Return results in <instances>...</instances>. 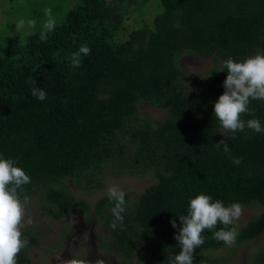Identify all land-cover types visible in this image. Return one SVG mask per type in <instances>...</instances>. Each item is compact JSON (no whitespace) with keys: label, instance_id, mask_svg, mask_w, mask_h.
Wrapping results in <instances>:
<instances>
[{"label":"trees","instance_id":"obj_1","mask_svg":"<svg viewBox=\"0 0 264 264\" xmlns=\"http://www.w3.org/2000/svg\"><path fill=\"white\" fill-rule=\"evenodd\" d=\"M79 1L46 40L35 30L0 45V158L17 161L30 176L18 190L21 199L35 198L44 217L60 221L73 210L90 213L67 181L91 189L106 172L154 176L141 193L125 192L122 230L110 227L115 202L108 195L93 206L101 223L97 248L118 264H169L180 251L179 217L201 193L226 207L261 205L245 225L229 226L239 233L235 245L263 234L264 133L223 129L213 105L224 92L223 62L264 54V0H160L151 22L124 39L121 16L107 0ZM81 45L91 51L72 68L70 57ZM183 55L212 57L214 65L191 74L180 65ZM190 83L202 90L191 92ZM34 86L46 91L45 100L31 94ZM140 103L165 109L166 117L143 119ZM248 108L241 119L264 125V101L251 100ZM221 140L227 153L215 146ZM221 227L204 230L194 264L216 261L207 253L226 246L212 238ZM23 237L29 244L18 264H31L27 249L39 244L26 228ZM248 264H264V245Z\"/></svg>","mask_w":264,"mask_h":264},{"label":"rangeland","instance_id":"obj_2","mask_svg":"<svg viewBox=\"0 0 264 264\" xmlns=\"http://www.w3.org/2000/svg\"><path fill=\"white\" fill-rule=\"evenodd\" d=\"M108 4L116 8L123 21L120 32L122 39L132 28L150 23L155 13L161 10L160 0H107ZM80 3L79 0H0V45H4L8 38L19 40L29 31L43 30L46 22L45 9L51 8L56 25L64 19L65 13ZM24 19L26 24L22 31L17 32L15 24ZM28 20H35L36 27L29 29ZM180 65L188 73L204 75L214 63L212 57L197 58L183 55ZM209 78L204 85L208 86ZM189 89L193 93L202 90V86L190 83ZM166 110L148 104H139V115L154 123L166 117ZM99 187L84 189L67 181V188L75 199L84 200L90 206V213L73 212L60 221H51L43 216L38 208L37 200L32 198L27 204V218L31 220L25 227L35 236L39 246H31L27 254L31 264H59L56 257H62L64 264H118L114 254L100 252L97 248V235L101 223L93 211L94 204L103 196L108 195V188L115 186L124 192L141 193L148 185L155 182L151 174L137 176L130 174H116L106 172ZM242 206V215L234 223L237 227L261 212V205L252 207ZM264 245V233L242 245L224 246L207 254L216 259L214 263L205 264H248L250 256Z\"/></svg>","mask_w":264,"mask_h":264},{"label":"clouds","instance_id":"obj_3","mask_svg":"<svg viewBox=\"0 0 264 264\" xmlns=\"http://www.w3.org/2000/svg\"><path fill=\"white\" fill-rule=\"evenodd\" d=\"M47 17L40 33L42 41L47 39V34L54 31L56 20L52 15L51 8L45 9ZM25 20L20 19L15 28L17 32L24 30ZM28 28L36 27L35 20L27 21ZM32 34L31 31L28 33ZM91 49L87 45H81L77 52L72 53L70 65L79 68L82 65V57L89 55ZM227 70L223 81L224 92L218 97L213 105L215 118L220 121L223 129L235 132H243L245 127L258 133H264V125L259 119H249L246 122L241 119L243 114L249 113L248 105L251 100L264 101V54L249 56L243 61H234L231 58L223 62L220 70ZM219 71V70H218ZM33 85L37 82L33 79ZM31 94L38 100L47 98L45 90L32 87ZM233 139L235 136L233 135ZM223 145L227 153L229 148L224 140L215 143L217 148ZM233 163L239 165L241 160L234 158ZM17 161L13 159L0 158V264H18V254L29 244L27 238L23 237L25 224H30L27 218L28 197H20L19 189L31 183V178L25 171L16 166ZM126 193L118 187L108 188V199L114 201L115 206L111 209L114 220L110 224L113 230L123 229ZM242 206L233 203L224 206L220 200H212L206 194H198L190 199L188 215L180 216L181 227L175 234V239L180 247L179 253L170 258L169 264H194V251L204 244L202 233L204 230H213L218 222L223 225L218 231L213 232L212 238L222 241L225 245L234 246L238 236V230L234 222L242 215ZM176 228L175 220L170 221ZM56 259L59 264H64L62 257ZM75 264V262H74Z\"/></svg>","mask_w":264,"mask_h":264}]
</instances>
